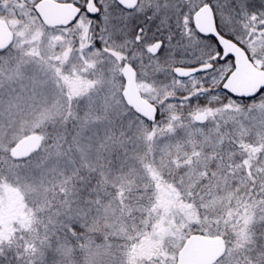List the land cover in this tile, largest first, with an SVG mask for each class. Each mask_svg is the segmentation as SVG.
<instances>
[{
  "label": "snow or ice",
  "instance_id": "snow-or-ice-1",
  "mask_svg": "<svg viewBox=\"0 0 264 264\" xmlns=\"http://www.w3.org/2000/svg\"><path fill=\"white\" fill-rule=\"evenodd\" d=\"M20 15L0 35V264H264V0Z\"/></svg>",
  "mask_w": 264,
  "mask_h": 264
},
{
  "label": "water",
  "instance_id": "water-1",
  "mask_svg": "<svg viewBox=\"0 0 264 264\" xmlns=\"http://www.w3.org/2000/svg\"><path fill=\"white\" fill-rule=\"evenodd\" d=\"M59 8L60 5H57ZM0 35H2L5 38V42H7L8 38H13V33L10 31L8 25L6 22H2L0 20ZM184 256L186 259H189L191 261H200V260H207L211 258V252L208 246H200V247H194L189 240L184 241Z\"/></svg>",
  "mask_w": 264,
  "mask_h": 264
},
{
  "label": "flooded vegetation",
  "instance_id": "flooded-vegetation-1",
  "mask_svg": "<svg viewBox=\"0 0 264 264\" xmlns=\"http://www.w3.org/2000/svg\"><path fill=\"white\" fill-rule=\"evenodd\" d=\"M24 3L25 0H0V20L6 22L10 18L23 23L24 18L21 17L20 12L23 9ZM5 4L7 5L6 7Z\"/></svg>",
  "mask_w": 264,
  "mask_h": 264
},
{
  "label": "rangeland",
  "instance_id": "rangeland-1",
  "mask_svg": "<svg viewBox=\"0 0 264 264\" xmlns=\"http://www.w3.org/2000/svg\"><path fill=\"white\" fill-rule=\"evenodd\" d=\"M6 22L8 23L10 29H12L14 25L22 24L18 20L10 19V18H8L6 20ZM12 33L14 35V41L13 42H15V40H16V32L15 31H12ZM12 87L18 89L19 88V85H13ZM0 95H2L3 98L6 100L8 98V96H9V92H8L7 89H5L3 93H0ZM262 163H264V160H262ZM31 198L32 199H37V198H39V194L33 192V193H31ZM0 212H3L5 214V216H6V218H10V217H7L6 210H0ZM114 259H116V257H114Z\"/></svg>",
  "mask_w": 264,
  "mask_h": 264
},
{
  "label": "trees",
  "instance_id": "trees-1",
  "mask_svg": "<svg viewBox=\"0 0 264 264\" xmlns=\"http://www.w3.org/2000/svg\"><path fill=\"white\" fill-rule=\"evenodd\" d=\"M160 147H161V148H163V147H164V145L162 144Z\"/></svg>",
  "mask_w": 264,
  "mask_h": 264
}]
</instances>
